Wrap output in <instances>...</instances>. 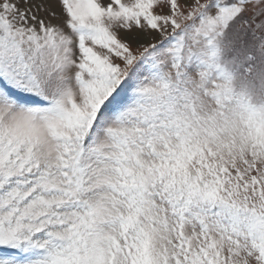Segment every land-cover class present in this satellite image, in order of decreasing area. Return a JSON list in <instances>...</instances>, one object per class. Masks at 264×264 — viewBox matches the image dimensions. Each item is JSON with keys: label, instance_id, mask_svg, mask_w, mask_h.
Returning a JSON list of instances; mask_svg holds the SVG:
<instances>
[{"label": "snow or ice", "instance_id": "snow-or-ice-1", "mask_svg": "<svg viewBox=\"0 0 264 264\" xmlns=\"http://www.w3.org/2000/svg\"><path fill=\"white\" fill-rule=\"evenodd\" d=\"M0 264H264V0H0Z\"/></svg>", "mask_w": 264, "mask_h": 264}]
</instances>
